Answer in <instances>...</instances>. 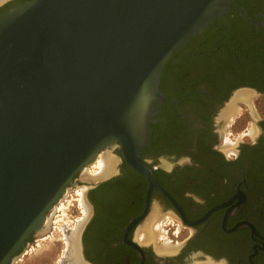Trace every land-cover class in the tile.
<instances>
[{"label":"flooded vegetation","instance_id":"1","mask_svg":"<svg viewBox=\"0 0 264 264\" xmlns=\"http://www.w3.org/2000/svg\"><path fill=\"white\" fill-rule=\"evenodd\" d=\"M30 1L2 0L0 15ZM160 90L142 172L117 146L110 173L66 189H85V214L65 193L81 264H264V0H234L169 59Z\"/></svg>","mask_w":264,"mask_h":264},{"label":"water","instance_id":"2","mask_svg":"<svg viewBox=\"0 0 264 264\" xmlns=\"http://www.w3.org/2000/svg\"><path fill=\"white\" fill-rule=\"evenodd\" d=\"M234 0H32L0 15V264L117 146L131 168L169 59Z\"/></svg>","mask_w":264,"mask_h":264},{"label":"rangeland","instance_id":"3","mask_svg":"<svg viewBox=\"0 0 264 264\" xmlns=\"http://www.w3.org/2000/svg\"><path fill=\"white\" fill-rule=\"evenodd\" d=\"M103 155L100 156V159L103 158ZM99 168H100L99 163L97 165L94 164L92 166H89L84 171V176L86 175L85 172H87V169L93 170L91 172L93 173V175H89V176H94V174L96 173L98 174V172H100ZM74 190L76 191L68 189L67 193L72 194L74 200L77 199V202L81 208L82 213L85 214L86 208L84 207V202H83L84 200H82L84 196L82 193V188L74 189ZM74 193L76 195H74ZM65 200L67 201L65 202ZM74 200H71V198L68 197L67 194L63 196V198L60 200L63 205L58 206V208L61 207V210L59 211L58 216L55 217L56 219L54 220L55 222H57L54 224V226H56L55 231H53V228L51 229V217L56 209L52 210L47 216L48 218L47 229L43 233L34 234L36 236L35 241L32 244H30L28 249H24L22 252H20L15 257L12 264H70L71 263L66 255L68 252V239L70 235L73 233V231L76 230L79 223L81 222V220H78L76 223L71 222L73 218L69 216L72 213V211H75L76 209ZM72 204H74V206ZM60 239H62L64 245L61 244Z\"/></svg>","mask_w":264,"mask_h":264},{"label":"bare ground","instance_id":"4","mask_svg":"<svg viewBox=\"0 0 264 264\" xmlns=\"http://www.w3.org/2000/svg\"><path fill=\"white\" fill-rule=\"evenodd\" d=\"M0 1H2V0H0ZM246 95L245 94H243V93H240L239 95H237V99H241V98H243V97H245ZM246 98V97H245ZM106 153V152H105ZM105 153H102V154H100L98 157H97V159H96V161L92 164V165H97L98 163H99V171L100 172H98V174L96 175V174H94V176H88V175H85L84 177H83V179L84 180H86V181H90V180H97V179H99L100 180V178H102L103 176H105V175H107L108 173H110L111 172V170H112V167H113V164H114V162H115V158L113 159L111 156H110V154L107 152L106 154ZM104 154V155H103ZM101 155H103V158L102 159H100V156ZM112 155V154H111ZM91 165V166H92ZM88 168V167H87ZM85 170H86V168H85ZM84 170V171H85ZM91 182V181H90ZM93 182V181H92ZM84 188H82V193H83V195H84ZM81 191V190H80ZM67 192H68V190H67ZM66 192V193H67ZM82 195V194H81ZM83 200V199H82ZM81 200V201H82ZM84 202V201H83ZM83 204V203H82ZM55 209V207L53 208V210ZM87 210V209H86ZM47 225H48V218L46 219V221H45V225H44V228L39 232V233H43L46 229H47ZM82 230V222H80V224L78 225V227L76 228V230L75 231H73V233L70 235V237H69V239H68V252H67V257L70 259V262L72 263V264H81L82 263V261H81V259H80V248H79V239H78V237H79V234H81L80 232H82L81 231ZM70 263V264H71Z\"/></svg>","mask_w":264,"mask_h":264},{"label":"clouds","instance_id":"5","mask_svg":"<svg viewBox=\"0 0 264 264\" xmlns=\"http://www.w3.org/2000/svg\"><path fill=\"white\" fill-rule=\"evenodd\" d=\"M221 264H226V262L225 261H222Z\"/></svg>","mask_w":264,"mask_h":264}]
</instances>
